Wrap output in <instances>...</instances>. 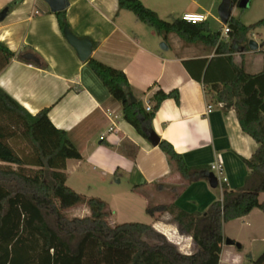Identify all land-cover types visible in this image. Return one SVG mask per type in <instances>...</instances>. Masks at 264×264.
<instances>
[{
	"label": "crops",
	"instance_id": "0c3cea01",
	"mask_svg": "<svg viewBox=\"0 0 264 264\" xmlns=\"http://www.w3.org/2000/svg\"><path fill=\"white\" fill-rule=\"evenodd\" d=\"M140 1L164 21L189 13L205 16L211 32L224 27L219 8L215 14L216 0ZM69 3L64 11L66 21L75 36L92 42L90 59L122 71L144 107L148 102L153 105L160 90L178 92L179 102L166 99L152 121L160 140L170 143L188 167L211 169L213 164H221L220 176L226 179V186L230 190L242 188L249 174L245 161L254 155L258 144L243 132L233 105L218 100V92L234 77L233 65L252 75L264 69V44L257 43V51L249 48L234 54L232 64L226 55H217L215 49L202 43L186 44L175 34L165 41L134 13L119 11V0ZM7 7L11 13L0 22V43L14 57L0 72V89L32 115L49 108L53 125L68 133L82 156L66 163L68 187L106 202L112 212L111 226L140 223L118 224L116 218L123 212L145 214V225L175 243L181 253L196 252L192 238L177 224L164 223L158 212L150 215L147 210L175 205L190 214H203L222 199L221 186L211 188L208 179L188 184L174 174L160 147H154L124 120L121 105L112 102L88 61L80 60L46 2L0 0V12ZM249 36L251 41L253 32ZM163 43L168 50L160 48ZM256 53H261L259 64L246 61ZM26 54L34 55L39 64L24 60ZM210 105L213 110L208 113ZM259 200L264 202V194ZM223 234L219 264H250L247 256L255 261L264 251L257 257L247 253L244 244L251 236L249 240L255 241L259 250L263 248L264 242L258 241L264 237H258L264 236V212L255 209L245 218L224 224ZM226 239L240 242L242 248L227 246Z\"/></svg>",
	"mask_w": 264,
	"mask_h": 264
},
{
	"label": "trees",
	"instance_id": "16d2710c",
	"mask_svg": "<svg viewBox=\"0 0 264 264\" xmlns=\"http://www.w3.org/2000/svg\"><path fill=\"white\" fill-rule=\"evenodd\" d=\"M119 11L134 13L165 41L175 34L188 44L202 43L217 55H226L232 64L234 54L249 50V34L264 27V19L246 26L231 16L225 42L222 31L211 32L207 22L164 21L140 0H119ZM56 15L61 29L70 30L65 12ZM262 54L264 63V50ZM13 57L0 43V72ZM87 63L110 92L112 102L121 105L124 120L146 139L153 132L152 121L161 104L169 98L179 102L177 91L160 90L153 97V111L147 112L141 100L132 102L134 91L122 71L92 58ZM233 70L234 77L219 90L218 100L233 105L243 132L258 144L245 161L249 174L244 186L230 190L222 184V199L203 214H190L175 205L147 210L150 215L163 211L172 217L196 244L197 251L191 255L181 253L149 225L111 226L112 212L106 202L68 187L66 163L82 156L68 133L53 125L50 109L32 115L0 89V264H219L224 224L245 218L255 209L264 212V202L259 200L264 194V69L256 75L235 65ZM158 147L188 184L207 179L211 172L208 167H188L167 141ZM79 206H86L90 216L71 218L68 212ZM151 234L161 242L150 244L146 236ZM247 259L250 264H264V252L255 261Z\"/></svg>",
	"mask_w": 264,
	"mask_h": 264
},
{
	"label": "rangeland",
	"instance_id": "374dc122",
	"mask_svg": "<svg viewBox=\"0 0 264 264\" xmlns=\"http://www.w3.org/2000/svg\"><path fill=\"white\" fill-rule=\"evenodd\" d=\"M250 1H251V4H250L249 8L241 9L239 7H236L234 9V14H233V17L235 16V18L237 20H239L242 24H244L246 26L254 25L257 22H259L260 20L264 19V0H250ZM216 3H217V7L215 10V14H218V8L221 5L222 0H216ZM210 24H211V28L213 29V26H214L213 22H211ZM217 28H220V27H217ZM248 39L250 40V36H248ZM223 40L228 41L229 37L228 38L224 37ZM252 40L255 41L256 43H258L260 46L264 44V27H260V28L256 29L255 32L253 31V38L251 39V41ZM186 44H188V43H186ZM209 49H211V48H209ZM260 55H261V53H256L254 56L247 57L246 61L253 62V60H255L256 64H259ZM18 144H19L20 148L25 147L24 143H18ZM173 172L175 175H178L180 178H183L181 176V174L178 173V171L175 168H173ZM86 209H87L86 206H79V207H77V211L70 210L68 212V215L71 218H73L74 216H84V215L87 216L90 213L87 214L88 211H86ZM158 213H159L158 219H160L164 223H167V224L174 223L172 217L169 214H166L167 212L159 211ZM116 220H117L118 224H122V223H126V222H140V223L146 224L148 221L145 214H140L138 212L134 213V214H127V213L123 212V214L117 216ZM155 232L160 234L157 231H155ZM160 235H162V234H160ZM163 237L166 238L165 236H163ZM250 237L251 236L247 237L248 240H246V244H244V249L247 253L252 254V255H257V257H258L262 253L261 251H264V250H262L264 248V245H263V248L261 250H259L258 244H255V241H252V240L250 241L249 240ZM261 237H264V236H259L258 238L260 239ZM146 240L152 245H155V244H158L159 242H161L154 234L146 236ZM169 242L172 243L173 245H175V243H173L171 241H169ZM258 242L261 243V242H264V240H259ZM237 243H240V242H237ZM175 246L179 249V247L177 245H175ZM179 251H180V249H179ZM245 264H247V262Z\"/></svg>",
	"mask_w": 264,
	"mask_h": 264
},
{
	"label": "water",
	"instance_id": "95a60500",
	"mask_svg": "<svg viewBox=\"0 0 264 264\" xmlns=\"http://www.w3.org/2000/svg\"><path fill=\"white\" fill-rule=\"evenodd\" d=\"M48 4L53 13H61L64 12L70 5L69 0H43ZM239 7L241 9H247L250 7V0H241L239 3H234L232 0H222V3L219 7V16L224 25H227L229 19L232 16L234 8ZM11 13V8L7 7L0 12V22H3ZM65 36L70 45L75 48L78 53V56L82 62H86L90 59L93 50V44L88 39H80L75 36L68 28L65 30ZM160 48L162 50H168V46L163 43ZM249 48L252 51H257L259 49V45L255 41L249 42ZM23 59L29 62H35L39 64V60L32 54H26L23 56ZM132 102L136 103L137 99L132 97ZM149 142L154 146L158 147L161 143L160 138L155 132H151L148 134ZM209 184L211 188L217 189L219 187L218 178L214 173H210L207 176ZM225 244L227 246H235L238 249L242 248L240 243L235 242L231 239H226Z\"/></svg>",
	"mask_w": 264,
	"mask_h": 264
},
{
	"label": "built area",
	"instance_id": "2783aa9c",
	"mask_svg": "<svg viewBox=\"0 0 264 264\" xmlns=\"http://www.w3.org/2000/svg\"><path fill=\"white\" fill-rule=\"evenodd\" d=\"M182 20H184L185 22L191 23V24H200V23H204L207 21V18L203 15H196V14H185L182 17ZM230 32V28L227 25H224L223 30H222V39L224 37L228 38ZM147 112H152L153 111V105L148 102L146 107H145ZM213 107L210 105L208 106V113L212 112ZM104 139V138H102ZM211 172L214 173L216 175V177L218 178L219 181V186H221L222 184H225L226 179L221 178V173L223 172V167L221 164L215 163L211 166Z\"/></svg>",
	"mask_w": 264,
	"mask_h": 264
}]
</instances>
